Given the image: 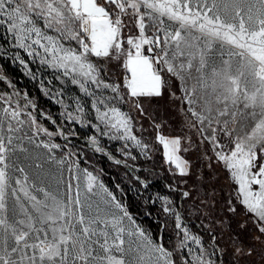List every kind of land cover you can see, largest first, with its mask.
I'll list each match as a JSON object with an SVG mask.
<instances>
[{
  "label": "snow or ice",
  "instance_id": "1",
  "mask_svg": "<svg viewBox=\"0 0 264 264\" xmlns=\"http://www.w3.org/2000/svg\"><path fill=\"white\" fill-rule=\"evenodd\" d=\"M0 264H264V0H0Z\"/></svg>",
  "mask_w": 264,
  "mask_h": 264
},
{
  "label": "trees",
  "instance_id": "2",
  "mask_svg": "<svg viewBox=\"0 0 264 264\" xmlns=\"http://www.w3.org/2000/svg\"><path fill=\"white\" fill-rule=\"evenodd\" d=\"M9 71L12 73L13 76H15L17 78V80L20 82V86L23 87V88H26L27 90H30V92H32L34 95H37L39 96V92L38 90L35 88L34 90L32 88L29 87V81L27 78L21 76V74L19 73V71H17L16 69L14 68H10ZM40 103L45 107V108H49L44 100L42 98H40ZM158 161H159V158L157 157L156 161L155 162H145L144 160L140 161V164H142L145 168L147 167H150L153 165V163H156L158 164ZM100 163L103 165V167L112 175H115V176H120L124 173L125 169H123L122 167L117 169L115 166L111 165L109 162H107L106 160H102L100 161ZM158 170V169H157ZM141 175H144L145 173H140ZM109 181L111 182L110 180V177L108 178ZM168 182V178L166 177L165 174L161 173L159 179H155L153 185L150 187V189L147 191V192H144L142 194L143 198L144 199H147L148 197V194L151 190L155 189V190H162V188H166L165 185L167 184ZM129 197L132 199V202L134 204V207H133V211H137V210H141L142 212V208H143V203L142 201H136L135 198H134V195L132 193H129ZM152 212H153V215L155 216L156 212H157V208H151L150 209ZM147 224H152V222L150 220L146 221ZM199 224V222L197 221L196 222V225ZM195 225V226H196ZM152 228H153V231H155V225L152 224Z\"/></svg>",
  "mask_w": 264,
  "mask_h": 264
},
{
  "label": "rangeland",
  "instance_id": "3",
  "mask_svg": "<svg viewBox=\"0 0 264 264\" xmlns=\"http://www.w3.org/2000/svg\"><path fill=\"white\" fill-rule=\"evenodd\" d=\"M29 87L30 88H32L33 90L35 89V87H34V85L32 84V83H29ZM30 91V90H29ZM43 100H44V102H45V104L49 107V108H51L53 111H55V105H50L49 104V102L44 98V97H41ZM143 159L141 158L140 160H138V161H136V162H131L130 161V163H135V164H139V165H142V164H140V161H142ZM167 191V189L166 188H162V190H155V189H153V190H151L150 192H149V194H148V196H152V195H155L157 192H161V193H164V192H166ZM198 225L199 224H197L196 225V227H198Z\"/></svg>",
  "mask_w": 264,
  "mask_h": 264
}]
</instances>
